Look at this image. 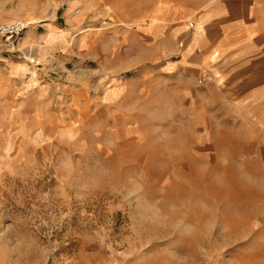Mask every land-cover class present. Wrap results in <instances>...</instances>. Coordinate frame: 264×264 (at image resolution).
Returning <instances> with one entry per match:
<instances>
[{
    "label": "rangeland",
    "instance_id": "1",
    "mask_svg": "<svg viewBox=\"0 0 264 264\" xmlns=\"http://www.w3.org/2000/svg\"><path fill=\"white\" fill-rule=\"evenodd\" d=\"M141 1L0 0V264H264V42L169 70Z\"/></svg>",
    "mask_w": 264,
    "mask_h": 264
},
{
    "label": "crops",
    "instance_id": "2",
    "mask_svg": "<svg viewBox=\"0 0 264 264\" xmlns=\"http://www.w3.org/2000/svg\"><path fill=\"white\" fill-rule=\"evenodd\" d=\"M141 2L149 9L148 17L153 26L151 32L157 34L162 30L171 40H185L182 58L168 63L167 69L176 66L202 69L227 78L238 73V80H244L250 72L255 45L264 42V28L259 20L264 0Z\"/></svg>",
    "mask_w": 264,
    "mask_h": 264
},
{
    "label": "built area",
    "instance_id": "3",
    "mask_svg": "<svg viewBox=\"0 0 264 264\" xmlns=\"http://www.w3.org/2000/svg\"><path fill=\"white\" fill-rule=\"evenodd\" d=\"M191 25H193L191 23ZM27 24L21 20H13L0 24V35L3 38H18L27 29Z\"/></svg>",
    "mask_w": 264,
    "mask_h": 264
}]
</instances>
